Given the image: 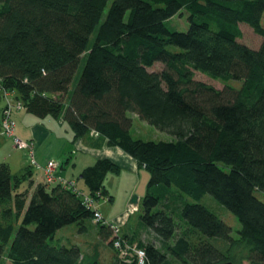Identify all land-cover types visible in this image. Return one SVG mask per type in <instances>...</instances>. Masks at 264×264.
Instances as JSON below:
<instances>
[{
    "label": "trees",
    "instance_id": "trees-1",
    "mask_svg": "<svg viewBox=\"0 0 264 264\" xmlns=\"http://www.w3.org/2000/svg\"><path fill=\"white\" fill-rule=\"evenodd\" d=\"M183 10L188 30H170ZM263 17L264 0H0V89L29 113L65 120L75 139L118 146L149 171L138 223L152 237L139 245L144 264H264ZM241 23L262 36L258 48L240 41ZM157 63L164 67L152 69ZM132 114L173 139L134 138ZM120 170L99 158L81 176L101 200L112 198L108 173ZM32 174L30 165L13 173L0 163V264L5 253L13 264H139L135 251L115 246L136 238L103 221L98 244L115 249L106 260L56 242L70 224L88 232L94 208L59 181L31 190ZM207 195L237 217L236 234L202 202Z\"/></svg>",
    "mask_w": 264,
    "mask_h": 264
},
{
    "label": "rangeland",
    "instance_id": "rangeland-1",
    "mask_svg": "<svg viewBox=\"0 0 264 264\" xmlns=\"http://www.w3.org/2000/svg\"><path fill=\"white\" fill-rule=\"evenodd\" d=\"M263 25H264V17H263ZM167 26L169 27L170 30L187 31L189 26H190L187 11L183 10L181 13L173 16L171 19H169L167 21ZM240 26H241V29L243 31V36L240 38V41L244 42L245 44L249 45L252 48H258L262 42V36L260 34L256 33L254 31V29L246 23H241ZM171 48L178 50V47H176V46H171ZM84 62H85V58L81 62L79 71L77 72V74L75 76V80L73 81L72 88H74V86L76 85V82H77V80L80 76V73L82 71ZM163 67L164 66L162 63H157L154 66V68H152V69H161ZM195 77H196V79L202 80V81L209 83V84H212V85L216 86L217 88H222L225 85V83L222 80L214 79V78L210 77L209 75L204 74V73L199 72V71L195 72ZM229 84L240 87L242 85V81L230 80ZM0 101H1V104L3 103V107L6 104L12 105V107L14 108L13 113L15 110L17 111V110H21L24 108L23 102L16 98V95L14 94L13 91H11V92L9 91L6 93V92H3L2 90H0ZM132 115H133V125L131 128V132H132V135L134 138H140V139H144V140H170V139H173V136L171 134L158 129L155 125L149 123L146 120L141 119L136 114H132ZM26 124H27V121H25L23 119L22 122L20 123V125H18V123H16L15 127L10 130L7 128L8 126L5 123V118H4V115L2 113L1 120H0V136L1 137L4 136V137L12 140V143H13V146L15 149V151H14L15 154L21 153V155H24L25 153L28 152L27 154H29V159L26 155L27 162H29L28 165H30L33 169H35V172H36L35 177H37L38 173L41 172V170L39 168L41 165L38 163L36 155H35L36 147H35L34 141L23 139V138H25V135L28 131ZM64 126L69 127L72 131V128L70 127V125L67 122H65ZM19 135H22L23 138H21ZM4 140L5 139H3V142H4ZM42 150H43V148H42ZM45 150L51 151V149H50V147H48V145L46 146ZM54 150H57V148ZM4 152L7 155L9 152H11L10 148L5 149ZM53 159L52 158L48 159V161H46V164L43 166V172H44V179L45 180L47 178V181H48V176H49V178H52V179L56 178L57 181H59L62 184L70 181L73 183L74 188L78 191V193L80 195L81 194L82 195H90L86 189L87 187H86L84 180L79 179L80 187H78L77 181L75 179H68V178L63 177L62 175L58 174V171L64 165L63 161H61V160L58 161L57 159H54L55 161L58 162V165L57 164L53 165V168H51L52 174H50V172H49L51 169L48 172H46V166L48 165L49 161L53 160ZM14 166H15V168H20L19 164L17 165L15 163ZM149 178H150V173L148 170H144L142 172V176L140 177V179L137 178V179H135L136 181H133L134 179H133L132 174H130V172L127 170H125L123 176H119V174H116V172L110 171L108 179L110 180L109 184H111V186L114 187L116 190L117 197H116L115 201L110 202L108 204L107 203V200H108L107 197H104L101 200H95L94 201V205L98 207V208L97 207L96 208L99 211H100V209H99L98 205L101 206V204L106 202V203H104V205L106 207L110 206L109 210L112 209L110 211L111 214L113 213L112 215L117 214V211H122L123 209L125 211L124 213L127 214V212H129V215L131 216V220L129 222L128 228H133L130 230L131 233L129 235V238H132V237L136 238L135 242L129 246L133 250H135V254L137 256L139 254V251L143 250V247L139 246V245H141L142 241L143 240L144 241L151 240L152 237L150 235H148L147 232L141 233L140 230L138 231V223H139L141 211H138L139 207L135 208V205H137V203L132 204V205H128V204H125V202L129 200V196L133 192H137L139 194L145 192V187L148 183ZM49 180H51V179H49ZM25 185L28 186L29 182H26ZM25 185L24 186L22 185L23 187H21V188L23 189L25 187ZM202 202L205 203L210 209H212L218 215H220L233 228V234H236L237 230L241 228V224L238 221L237 217L232 212H230L227 208H225L220 203H218L212 195L205 196L203 198ZM102 207L105 210V207L104 206H102ZM118 213H120V212H118ZM119 216H121V215L119 214L117 216H113V218H117ZM103 217H104V215H103ZM106 219L107 218L104 217L103 220L106 221ZM107 220L111 221V219H107ZM99 221L100 220H98V221L95 220L93 222L94 225H92L89 228L88 232H85V233H80L78 230V226L76 224H70V225L64 226L59 231H57V234L55 236V241L56 242H63V244L65 243L67 245L72 244V243H79V244L83 245V248L85 250H87L91 255H94L97 253L98 255H100L101 260H106L109 257H111L112 254L115 253V252H113L115 249H113V248L108 249V247L102 246V244H98V242H97V229H96L95 223H97ZM18 226H19V224H17L16 229L18 228ZM128 241H129V239L126 240V242H127L126 244L124 243L125 244L124 248L126 245L129 244ZM141 258H142V256L141 257L138 256V259L141 260ZM142 261H143V258H142ZM103 262H106V261H103ZM1 264H13V262L10 259H8V257L6 256V253H5V255L3 256V260H2Z\"/></svg>",
    "mask_w": 264,
    "mask_h": 264
},
{
    "label": "crops",
    "instance_id": "crops-1",
    "mask_svg": "<svg viewBox=\"0 0 264 264\" xmlns=\"http://www.w3.org/2000/svg\"><path fill=\"white\" fill-rule=\"evenodd\" d=\"M2 108L3 103L0 105V120L2 115ZM13 115L18 125H20L23 119L27 121L26 127L28 131L25 135V138H23L22 135L19 136L23 139L34 141L36 147L35 155L38 163L41 165L39 167L41 172L38 173L37 177H35L36 172L35 169H33V184L31 186V190L34 189L39 183L45 181L43 166L46 164V161L51 158L64 162V165L58 171V174L68 179H75L77 181L78 187H80L79 179H82L81 173L83 169L89 165H92L99 158H109L115 161L121 167V170L119 172H116V174H119V176H123L125 170H127L130 172V174H132L134 179L133 181H136L135 179L137 178L140 179V177L142 176V172L144 170H147L144 166H141L135 158H133L118 146H110L106 143H104L102 146H97L95 145V143L90 142V138L88 137L75 139L73 130L71 131L69 127L64 126L66 121L63 119H56L51 116L40 118L32 113L27 112L25 108L17 111L15 110ZM91 135L93 141L98 137V135L95 133H91ZM3 139H5L4 142ZM47 145L48 147H50L51 151L45 150ZM8 148H10L11 152L6 155L4 150ZM56 148L57 150H54ZM14 151L15 149L12 140L4 136H0V163L2 161H8L13 173H21V171H23V169L28 166L29 162H27L26 155L29 159V154H27L28 152L24 155H21V153L15 154ZM15 163L17 165L19 164L20 168H15ZM108 176L109 173L105 180V186L109 191V194L112 196V198H107L109 200H107V203L109 204L110 202L115 201L117 194L115 188L112 187L111 184H109L110 180L108 179ZM147 185L145 187V192L140 194L137 192H133L132 194H130L129 200L126 201L125 204L132 205L137 203V205H135V208L139 207L138 211H140L143 196L147 191ZM104 203L101 204V206L98 205L104 217L107 219H111V221L119 225L123 233L130 234V230L133 228H128L129 222L131 220L129 212H127V215L126 213H124L125 211L123 209L122 211H117V214L112 215L113 213H110L112 209L109 210L110 206L106 207ZM102 206L105 207V210ZM119 214L121 216L113 218V216H117ZM98 238L99 236L97 237V239ZM81 246L83 253L87 256L90 255L89 252L85 251L83 245Z\"/></svg>",
    "mask_w": 264,
    "mask_h": 264
},
{
    "label": "built area",
    "instance_id": "built-area-1",
    "mask_svg": "<svg viewBox=\"0 0 264 264\" xmlns=\"http://www.w3.org/2000/svg\"><path fill=\"white\" fill-rule=\"evenodd\" d=\"M0 90H2L3 92H6V93L9 92V90H6L4 88L0 89ZM13 109L14 108L10 104H8V105L6 104L3 107V115H4V118H5V123L8 126L7 128L10 129V130L12 128H14L15 125H16V120H15L14 115H13ZM54 161H55L54 159L49 161L48 165L46 166V172H48L51 168H53V165H56V164L58 165V162L57 161L54 162ZM51 171H52V169L49 171L50 174H52ZM49 179H51V180H49ZM46 182L54 183V182H57V179L56 178L52 179V178H49V176H48V181H47V178H46ZM63 185L68 187V188H71V187L74 188L73 183L70 182V181L65 182ZM81 196H82L83 201H84L86 206L94 208V211H95L94 212V215H95L94 219L97 220V221L98 220L103 221L104 223L110 225L113 228L115 234L118 236L119 233H120V226L117 225L113 221H109L107 219H106V221L103 220L104 217H103L101 211L97 210L98 207L94 205L95 199L92 196H90V195H82V194H81ZM115 246H117L121 250L122 254H126L128 251H130V252L131 251H133V252L135 251L129 245H126L125 248H124V245H123L122 240H121L120 237H118L115 240ZM138 256H140V257L142 256V258H143V261H142V258H141V260L138 259L139 260V264H144L145 252L143 250L139 251Z\"/></svg>",
    "mask_w": 264,
    "mask_h": 264
},
{
    "label": "bare ground",
    "instance_id": "bare-ground-1",
    "mask_svg": "<svg viewBox=\"0 0 264 264\" xmlns=\"http://www.w3.org/2000/svg\"><path fill=\"white\" fill-rule=\"evenodd\" d=\"M45 183H48V182H46V180L44 181ZM48 184H53V183H48Z\"/></svg>",
    "mask_w": 264,
    "mask_h": 264
},
{
    "label": "water",
    "instance_id": "water-1",
    "mask_svg": "<svg viewBox=\"0 0 264 264\" xmlns=\"http://www.w3.org/2000/svg\"><path fill=\"white\" fill-rule=\"evenodd\" d=\"M225 264H230V263H225Z\"/></svg>",
    "mask_w": 264,
    "mask_h": 264
}]
</instances>
